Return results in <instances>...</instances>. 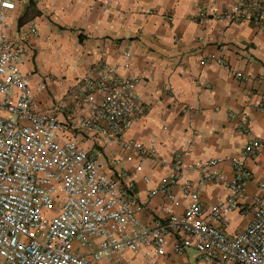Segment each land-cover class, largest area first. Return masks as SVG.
<instances>
[{"label":"built area","instance_id":"built-area-1","mask_svg":"<svg viewBox=\"0 0 264 264\" xmlns=\"http://www.w3.org/2000/svg\"><path fill=\"white\" fill-rule=\"evenodd\" d=\"M15 8L14 0H0V264H156L170 239L173 255L191 247L203 262L264 264V184L243 202L252 178L246 164L264 138L241 125L249 142L229 159L230 178L219 159L163 157L155 139L126 137L147 106L120 63L96 64L53 111L43 110L23 70L37 24L14 29L9 16ZM221 18L264 26V0H236ZM254 108L264 112V104ZM148 162L168 174L154 180L143 172ZM138 181L146 200L163 199V217L142 220L147 206ZM208 183L222 185L225 200L206 206L201 195ZM176 191L187 200L181 213L174 210ZM249 211L250 223L229 235L228 215Z\"/></svg>","mask_w":264,"mask_h":264},{"label":"crops","instance_id":"crops-1","mask_svg":"<svg viewBox=\"0 0 264 264\" xmlns=\"http://www.w3.org/2000/svg\"><path fill=\"white\" fill-rule=\"evenodd\" d=\"M14 1L12 27L37 24L38 36L29 40V61L23 70L43 110L53 111L96 64L120 63L127 65L121 72L136 79L137 94L147 106L126 137L143 143L155 139L163 157L179 153L188 163L219 159V170L230 178L229 159L249 142L241 125L255 138H264V112L254 108L264 104V26L221 18L236 0ZM38 85L44 90L36 92ZM56 113L67 120V114ZM134 163L133 159L125 166ZM246 167L252 178L243 202L250 203L258 185L264 184V146ZM143 172L154 180L168 174L149 162ZM189 177L196 180L197 175ZM137 190L147 206L142 220L163 217V199L146 200L141 181ZM175 195L174 210L181 213L187 200L179 191ZM226 196L222 185L208 183L201 200L209 207ZM251 219L252 211L229 214L227 233H238ZM172 242L167 241L166 254L156 264H223L201 261L191 247L173 255Z\"/></svg>","mask_w":264,"mask_h":264}]
</instances>
